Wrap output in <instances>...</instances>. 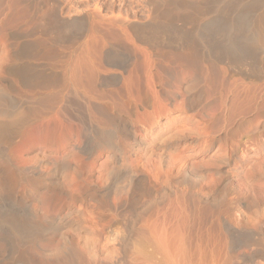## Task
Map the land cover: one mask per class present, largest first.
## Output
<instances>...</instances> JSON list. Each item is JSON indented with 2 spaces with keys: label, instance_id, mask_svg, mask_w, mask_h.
Listing matches in <instances>:
<instances>
[{
  "label": "rangeland",
  "instance_id": "obj_1",
  "mask_svg": "<svg viewBox=\"0 0 264 264\" xmlns=\"http://www.w3.org/2000/svg\"><path fill=\"white\" fill-rule=\"evenodd\" d=\"M263 7L0 0V91L11 79L17 104L0 121L29 118L0 154L20 174L0 195V264H264ZM189 38L209 58H181ZM215 56L236 73H211ZM8 62L43 77L24 85ZM75 101L84 124L67 115Z\"/></svg>",
  "mask_w": 264,
  "mask_h": 264
},
{
  "label": "bare ground",
  "instance_id": "obj_2",
  "mask_svg": "<svg viewBox=\"0 0 264 264\" xmlns=\"http://www.w3.org/2000/svg\"><path fill=\"white\" fill-rule=\"evenodd\" d=\"M157 12L158 11H156V13ZM160 13H161V17L168 15V13L167 14L163 13V12H160ZM202 15L203 14L199 15L198 17L200 18ZM257 22H258V26H261L264 24V7L261 9V11L258 15ZM57 26H59V25H57ZM145 26H147V25H145ZM135 31H136V34L139 35V37L141 39L150 40L156 34H158V32H160L161 30L156 29V30L152 31V29H151L150 30L151 33L149 31L147 33L145 28L142 27V28H135ZM263 35H264V31H263ZM13 37H14L13 32L9 31V38H13ZM211 45L212 44L208 40H204V42L201 43V45H199L195 40L189 38L186 41H184L183 44L176 45V46H174V48H175V50L179 51V54H180L179 56L181 58H184L186 60H190L192 62H200L202 59L209 58V56L206 54V50L212 51L213 48L211 47ZM9 58H11V57H9ZM108 58L113 60V56H111V55H109ZM9 60H12V59H9ZM238 61H240V60H238ZM220 62L226 63V65L228 66V69H229L228 72L230 74L236 73V70L234 69V67L237 65L236 62L230 61L227 58H219V57H216L214 60H212V65H210V67H209L211 73H213V71H215L217 69L216 65H218V63H220ZM7 73L10 76L12 74H18V76L21 79V82L24 85L34 84L38 81L37 80L38 78L43 77V74L41 72H35V73L29 72V69L27 67H23V68H21L20 71H18L14 67V64L11 62L7 63ZM5 83H7V86H6L7 88L5 89L6 91H4V92L0 91V92H3L2 94H0V101L2 100L4 102V103L2 102L3 104L0 103V106L2 104V106H1L2 108L0 107V115L4 116L5 118H11V115L13 116L12 111H14L13 109L17 105L16 100L13 96V91H12L14 88V83H12L11 79H7ZM104 108L105 107H99V110L103 111ZM70 109H71V105H68L66 108H64L65 111H69ZM104 112H106V110ZM70 113L71 114H67V115H69L73 119H76L81 124L85 123L86 114H85L84 108L80 102H77V101L74 102V106L71 109ZM112 119H114V118L111 117V120ZM28 123H29V118L28 119H22L20 122H15V123H14V121H12V119H9V120L5 119V120L0 121V154H2L3 148L9 149L16 138L21 137L23 134H24V137L27 136V134H28V132H27ZM64 127H65V129H63V130H65L69 134V132L71 131V128L65 124H64ZM102 140L104 143L110 145V137L108 138L107 134L102 135ZM62 168L63 167L59 165L53 171V174H52V180H54V183H53L54 185H52L53 187H55L56 183H58L55 180H56L58 173L60 172V170ZM19 176H20V174L15 169L11 154L9 153L8 155H4V165H0V195H2V194L3 195L13 194L15 192V187H16L17 181L19 180ZM253 203L257 204V200H253ZM7 220L9 222L11 228L13 229V231L17 234H20V231H21L20 230V224L23 221L18 219V218H8ZM23 235H24V233H23ZM263 254H264V250H263ZM262 256H264V255H262ZM29 263L30 262H27V264H29ZM199 264H225V262L220 263L216 260H211L210 262H205V261L201 260V262Z\"/></svg>",
  "mask_w": 264,
  "mask_h": 264
}]
</instances>
